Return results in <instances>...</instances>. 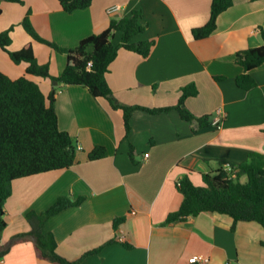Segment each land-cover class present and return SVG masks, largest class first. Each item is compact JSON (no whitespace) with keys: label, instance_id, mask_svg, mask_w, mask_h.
I'll return each instance as SVG.
<instances>
[{"label":"crops","instance_id":"0c3cea01","mask_svg":"<svg viewBox=\"0 0 264 264\" xmlns=\"http://www.w3.org/2000/svg\"><path fill=\"white\" fill-rule=\"evenodd\" d=\"M212 1L92 0L89 8L72 13L58 0L3 4L0 32L15 26L11 50L31 45L38 62L48 65L54 77L65 70L67 57L26 33L21 23L28 11L38 35L66 49L105 31L111 20L141 11L147 29L135 41L155 44L147 58L126 49L118 52L107 74L114 97L126 106L173 107L183 88L194 84L197 95L189 96L185 105L197 117L211 115L212 125L194 133L198 124L183 120L176 110H136L125 138L122 110L94 98L83 86H61L55 104L58 125L75 140L76 163L14 180L2 236V243L11 247L0 264H53L40 259L28 239L12 242L30 231L29 212H44L60 196L85 198L81 206L62 211L44 226V232L54 234L58 253L68 260L102 247L80 264H190L189 258L198 255L209 257L210 264H264V229L256 222H240L232 231L229 216L199 215L163 225L183 201L177 184L184 175L202 186L203 175L223 164L238 166L250 152L264 154V63L250 72L257 86L243 90L236 78L244 69L235 61L237 52L262 44L264 0H233L212 35L196 40L192 31L209 21ZM111 7L119 9L110 15ZM119 41L116 33L114 43ZM26 69V63H13L0 49V71L5 75L16 80L26 76ZM27 77L45 96L56 87L49 79ZM217 118H222L220 127L213 125ZM95 146L105 147L107 157L90 160ZM117 218L123 220L115 229ZM110 241L114 243L106 245Z\"/></svg>","mask_w":264,"mask_h":264},{"label":"trees","instance_id":"16d2710c","mask_svg":"<svg viewBox=\"0 0 264 264\" xmlns=\"http://www.w3.org/2000/svg\"><path fill=\"white\" fill-rule=\"evenodd\" d=\"M58 1L67 13L87 9L92 5V0ZM4 3L24 2L0 0V15ZM233 4V0H213L209 21L206 25L194 29L193 37L202 40L212 35L217 29L218 17ZM30 17L31 11H28L21 23L26 33L39 43L66 55L67 65L60 76L54 77L50 74L48 65L38 62L31 45L18 51L11 50L15 26L0 32V49L8 54L13 63L27 64L26 76L16 80L0 71V259L7 255L11 247L2 243V236L8 226L5 203L12 195L14 180L68 169L76 163L75 140L68 132L61 131L58 125L55 104L57 91L61 86H83L94 98L105 99L113 109L122 110L125 138L131 131V119L136 110L150 114L176 110L183 120L198 124V128H193L194 133L212 125L211 115L197 117L185 105L189 96L197 95L194 84L183 88L179 103L173 107L126 106L114 97L107 82V74L118 52L126 49L147 58L155 44L154 40L135 41V38L147 29V25L142 22L141 11H133L119 20H111L105 31L81 40L73 49L62 48L41 38L32 26ZM116 33L120 34L118 44L114 43ZM260 37L262 44L259 47L248 48L235 55L236 63L244 69L236 78V85L240 89L251 90L257 86L250 72L264 63V31L260 32ZM27 75L56 81L57 85L48 96H45L40 86ZM107 155L105 147L95 146L89 154V159L98 160ZM129 155L133 159V147L130 148ZM234 167L236 168L234 178H229V175L220 168L213 173L204 174L202 186L194 185L189 176L184 175L177 184L183 201L178 210L167 216L163 225L185 222L188 218L199 215L210 217L226 215L232 219V231H235L240 222H256L264 229V154L250 152L244 163ZM242 177H246L247 180L242 182ZM84 200L83 197L72 200L60 196L44 212H29L26 219L30 231L15 237L12 244L28 239L34 244L39 258L53 264H80L84 257L99 253L102 247L88 252L79 260H68L58 253V243L54 234L44 232V226L51 217L64 210L81 206ZM122 220L121 218L114 220L115 229H118ZM112 243L114 242L110 241L106 245ZM124 245L131 247L129 244Z\"/></svg>","mask_w":264,"mask_h":264},{"label":"built area","instance_id":"2783aa9c","mask_svg":"<svg viewBox=\"0 0 264 264\" xmlns=\"http://www.w3.org/2000/svg\"><path fill=\"white\" fill-rule=\"evenodd\" d=\"M118 9H119L118 7H111L108 9L107 12H108V14L111 15V14H114L116 11H118ZM90 66H91V63L88 64V67H90ZM218 114L222 115L223 112L218 111ZM221 119L217 118L213 122V125H215L216 127H220ZM222 170L229 175V178H234L236 168L231 163L223 164ZM189 263L190 264H210V258L207 256H199V255L198 256H192L191 258H189Z\"/></svg>","mask_w":264,"mask_h":264},{"label":"water","instance_id":"95a60500","mask_svg":"<svg viewBox=\"0 0 264 264\" xmlns=\"http://www.w3.org/2000/svg\"><path fill=\"white\" fill-rule=\"evenodd\" d=\"M53 84H54V85H57V82L55 81V82H53Z\"/></svg>","mask_w":264,"mask_h":264}]
</instances>
